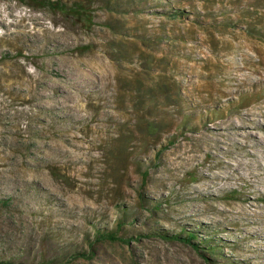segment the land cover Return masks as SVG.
<instances>
[{
    "label": "rangeland",
    "instance_id": "rangeland-1",
    "mask_svg": "<svg viewBox=\"0 0 264 264\" xmlns=\"http://www.w3.org/2000/svg\"><path fill=\"white\" fill-rule=\"evenodd\" d=\"M50 1L0 0V264H264V0Z\"/></svg>",
    "mask_w": 264,
    "mask_h": 264
},
{
    "label": "trees",
    "instance_id": "trees-1",
    "mask_svg": "<svg viewBox=\"0 0 264 264\" xmlns=\"http://www.w3.org/2000/svg\"><path fill=\"white\" fill-rule=\"evenodd\" d=\"M24 1V0H23ZM46 5H49L50 7H58V8H63L62 5H59L57 2L50 1V0H44ZM177 13H182V10H176ZM123 220V219H122ZM117 227L115 229H107V228H95V233H94V239H89L86 238L85 241L87 242L89 248L88 249H70V250H62V254L58 255H51V257H48L47 262H54L58 260H65L68 257L73 258L74 256L79 257V258H93L94 253L96 252V249L94 247V241L99 242V241H122V242H129L128 237H126L123 234H119V229H121V220L117 222ZM164 237H167L169 239L173 238H179L182 239L183 241L187 243L193 244L196 248H199V243H196L195 240L197 238L196 232L194 230L186 231L185 233L179 232V233H174V234H165L163 235ZM52 252V251H51Z\"/></svg>",
    "mask_w": 264,
    "mask_h": 264
},
{
    "label": "bare ground",
    "instance_id": "bare-ground-1",
    "mask_svg": "<svg viewBox=\"0 0 264 264\" xmlns=\"http://www.w3.org/2000/svg\"><path fill=\"white\" fill-rule=\"evenodd\" d=\"M264 54V53H263ZM263 59V58H262ZM263 64H264V59H263ZM259 74H260V76L259 77H257V79H256V82L257 83H259V82H261L262 81V79H263V77H264V66H263V68L261 69V71L259 72ZM246 78V77H245ZM254 78V77H253ZM249 82V81H248ZM251 82V81H250ZM249 82V83H250ZM246 83V82H245ZM255 108V111H253L252 112V114H254V115H256V116H258V115H260V114H262V116L261 117H263V119H260V121H258L259 123H260V125L262 124V123H264V105H259V106H255L254 107ZM250 118V117H249ZM254 119V118H253ZM222 122V121H221ZM257 122V123H258ZM242 123V122H241ZM240 124V123H239ZM238 124V125H239ZM254 125V124H253ZM248 126V125H247ZM257 126V125H256ZM255 127V126H254ZM257 128V127H256ZM234 129H236V128H234ZM241 135V134H240Z\"/></svg>",
    "mask_w": 264,
    "mask_h": 264
}]
</instances>
